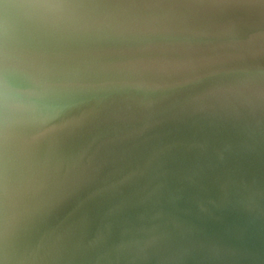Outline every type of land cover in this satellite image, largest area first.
Returning a JSON list of instances; mask_svg holds the SVG:
<instances>
[{"label": "water", "instance_id": "water-1", "mask_svg": "<svg viewBox=\"0 0 264 264\" xmlns=\"http://www.w3.org/2000/svg\"><path fill=\"white\" fill-rule=\"evenodd\" d=\"M0 264H264V0H0Z\"/></svg>", "mask_w": 264, "mask_h": 264}]
</instances>
